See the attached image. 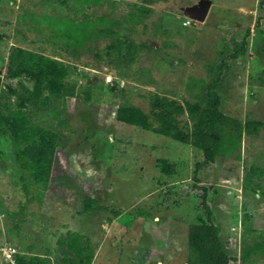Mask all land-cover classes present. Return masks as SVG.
<instances>
[{
  "label": "rangeland",
  "instance_id": "obj_1",
  "mask_svg": "<svg viewBox=\"0 0 264 264\" xmlns=\"http://www.w3.org/2000/svg\"><path fill=\"white\" fill-rule=\"evenodd\" d=\"M198 1L0 0V102L15 106L5 86L15 87L25 121L47 123L63 140L37 201L29 170L14 156L17 141L0 126V264H14L2 251L7 245L50 264H64L62 256L78 263L83 258L66 248L69 232L80 235L89 264H187V229L205 221L203 192L224 252L236 258L229 264H264V250L239 259L243 213L264 237V181L249 172L250 165L264 171V0H209L203 22L184 13ZM53 18L111 26L114 50L131 42L134 60L108 62V38L67 46L50 34ZM16 47L64 55L76 94L57 100L34 91L24 75L4 77ZM190 79L209 83L220 112L247 125L235 156H218L194 175L201 156L188 140L114 118L122 104L148 112L161 96L193 100Z\"/></svg>",
  "mask_w": 264,
  "mask_h": 264
},
{
  "label": "trees",
  "instance_id": "obj_2",
  "mask_svg": "<svg viewBox=\"0 0 264 264\" xmlns=\"http://www.w3.org/2000/svg\"><path fill=\"white\" fill-rule=\"evenodd\" d=\"M138 10V14L148 12L144 7H139ZM57 21L58 19L54 18L48 21L50 34L64 40L67 46L78 48L79 45L87 41H96L100 37L111 39V43L106 44L105 51L109 56L108 62L115 65L122 63L128 67L138 51L131 42L123 50H114L115 41L112 38L116 31L111 26L97 27L89 21L82 24L70 21L57 24ZM60 54V52L35 54L20 47L12 48L7 55L4 77L16 78L24 75L33 82L34 91L46 90L45 97L52 95L57 100L73 97L76 88L69 78L72 66L66 63L63 60L64 55ZM95 56H98L97 53ZM232 56H236V53ZM87 85L88 90L89 84ZM186 86L188 89L198 88L193 100L178 101L161 96L157 103L151 102L148 112L131 104H122L115 109L114 118L118 122L137 126L142 130L155 131L177 142L188 140L193 152L201 156V161L194 164V175L200 168L214 162L216 157L234 155L239 147L241 133L243 129H247V125L220 112L219 95L209 83L190 79ZM5 94L14 96L18 102L15 106L13 101L0 102V126H6L10 136L17 141L14 156L23 168L29 170L32 195L40 201L48 183L54 152L56 148L63 146V140L47 123L40 125L25 121L22 113L15 108L23 107L20 92L15 87L6 85ZM86 95L88 99L89 95ZM249 172L264 181L262 168L250 165ZM84 202L89 204V201ZM201 206L205 221L192 224L187 229L189 252L187 264H229L230 261H235L234 256H228L224 252L218 236L219 229L212 222L210 209L205 204L204 192L201 196ZM240 226L242 232L239 259L244 261L264 250V237L251 227V217L248 213L242 214ZM255 237L259 240H255ZM249 238L251 242L248 241ZM79 240V234L69 232L66 248L73 252L76 259L83 260L75 263L76 261H70L62 256L64 264L90 263L92 255L83 250ZM12 258L14 264H50L48 257L26 256L19 251L14 252Z\"/></svg>",
  "mask_w": 264,
  "mask_h": 264
},
{
  "label": "water",
  "instance_id": "obj_3",
  "mask_svg": "<svg viewBox=\"0 0 264 264\" xmlns=\"http://www.w3.org/2000/svg\"><path fill=\"white\" fill-rule=\"evenodd\" d=\"M209 7V0H199L197 5L186 7L184 9V13L195 21L203 22L209 10Z\"/></svg>",
  "mask_w": 264,
  "mask_h": 264
},
{
  "label": "built area",
  "instance_id": "obj_4",
  "mask_svg": "<svg viewBox=\"0 0 264 264\" xmlns=\"http://www.w3.org/2000/svg\"><path fill=\"white\" fill-rule=\"evenodd\" d=\"M2 251H3V253L5 254L6 258H7L11 263H13L12 255H13V253L15 252L14 249H13L10 245H7V246L2 247Z\"/></svg>",
  "mask_w": 264,
  "mask_h": 264
}]
</instances>
